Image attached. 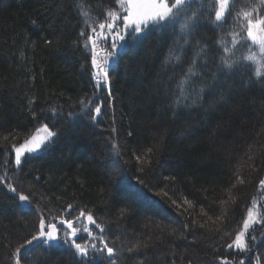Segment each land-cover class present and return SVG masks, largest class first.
<instances>
[{
  "label": "trees",
  "instance_id": "1",
  "mask_svg": "<svg viewBox=\"0 0 264 264\" xmlns=\"http://www.w3.org/2000/svg\"><path fill=\"white\" fill-rule=\"evenodd\" d=\"M253 3L237 0L233 14ZM211 5L191 0L175 22L120 41L109 96L95 87L80 32H90L85 20L118 9L114 0H0V176L31 201L0 185V264H13L40 215L74 219L80 210L116 253L93 254L90 264H239L227 245L252 199L264 196V78L250 63L223 68L217 41L230 42L239 27H214ZM194 58L197 75L181 96L177 84ZM43 124L56 136L15 166L13 145ZM250 232L244 264H264V224ZM28 252L23 264H77L62 241Z\"/></svg>",
  "mask_w": 264,
  "mask_h": 264
},
{
  "label": "snow or ice",
  "instance_id": "2",
  "mask_svg": "<svg viewBox=\"0 0 264 264\" xmlns=\"http://www.w3.org/2000/svg\"><path fill=\"white\" fill-rule=\"evenodd\" d=\"M236 2L237 0H212L213 26L222 27L224 24H232L233 27L237 25L239 27L238 31L234 30L228 33L231 36L230 42L223 38L217 41L223 49V54L220 56L221 64L223 68L232 69L242 62L250 63L255 66L254 76L258 79L264 78V11L261 10L264 8V0H258V3H253L249 8L233 14V5ZM190 3L191 0H114V5L119 6L118 9L114 6L112 9L107 10L104 19L94 21L92 24L85 20L84 23L90 29V32L86 34L82 29L80 35L82 37L86 36L85 49L87 50L89 45L91 46L90 61L93 70L91 76L92 80L95 81V87L100 90L107 86L108 95L111 96L109 64L111 58L115 55L116 48L120 46V41H125L126 37L136 40L142 34L146 35L151 29L175 22L185 8L190 6ZM82 15L88 16V12L84 11ZM188 19H196L195 14ZM186 27L187 24L182 25V30ZM48 43H51V41ZM229 43L230 46H228ZM239 49H245L246 51L241 52L237 57ZM170 59L180 62L181 57L176 50L170 49ZM194 66L195 58L177 84L181 96H184L185 84L190 82L192 76L197 75ZM200 91L203 92V88ZM32 102L30 101V103ZM79 103L87 107L92 102L80 100ZM101 107V105H97L92 109L95 113V116L92 117L93 120L101 115ZM113 131H115L114 128ZM54 136H56V132L51 130L47 124H43L22 144L19 146L13 145L15 166L19 167L21 165V158L26 153L31 155L38 152ZM113 147L117 146L113 144ZM6 177L7 173L0 176V185H5L10 192L18 197L19 202L22 204L31 205L27 195L18 192L11 183H6ZM240 182L243 183V180ZM258 191H264V179L259 181ZM257 208H259V205L254 197L251 206L247 209L242 230L238 232L234 241L227 245L228 249L235 248L240 252L248 250L247 241L245 240L246 234L251 235L250 229L254 223L264 224V220L258 219L260 213L254 214V209ZM68 209L71 210L72 205H68ZM81 218H85L87 224L83 227H76V223ZM88 225H95L100 233L104 232V228L97 223L93 215L90 212L85 213L83 210H80L79 215L74 219H65L61 216L46 220L43 215H40L36 231L30 238L25 239L15 248L10 258L13 264H23L29 254L30 246L40 242L49 245L56 243L61 240L59 235L61 232H63L62 242L74 250L73 255L77 258V264H90L92 260L96 259V255L93 254H106L109 258L114 257L116 254L115 249L107 243L102 235H94ZM251 238L255 239L254 236ZM94 241H99L102 247ZM109 264H116V262L114 259H110ZM223 264H228L227 259L223 261ZM239 264H244L243 260Z\"/></svg>",
  "mask_w": 264,
  "mask_h": 264
},
{
  "label": "rangeland",
  "instance_id": "3",
  "mask_svg": "<svg viewBox=\"0 0 264 264\" xmlns=\"http://www.w3.org/2000/svg\"><path fill=\"white\" fill-rule=\"evenodd\" d=\"M111 42V41H110ZM116 50H118V47L116 48ZM115 50V53L117 52ZM114 60V57H112L111 58V60H110V64H111V62ZM109 64V65H110ZM52 140V139H51ZM50 142V141H49ZM49 142H47L45 145H43L42 147H41V149L40 150H42L47 144H49ZM39 150V151H40ZM38 151V152H39ZM37 153V152H36ZM27 155V153L24 155V156H26ZM23 156V157H24ZM22 157V158H23ZM21 158V159H22ZM261 201L259 202V208H257V209H254V214H256V213H260V215L258 216V219H260V220H264V196L260 199ZM87 224V221H86V219L85 218H81V220L80 221H78L77 223H76V227H83L84 225H86ZM259 225H263V224H261V223H254L253 224V226H252V228L251 229H254L255 227H258L259 228ZM89 227H91V225H88ZM261 228V227H260ZM250 229V230H251ZM251 233V232H250ZM94 234V233H93ZM60 236H61V240L60 241H62V239H63V232H61L60 234H59ZM95 235V234H94ZM248 238V239H247ZM245 240L247 241V248H248V250L247 251H244V252H240V251H238V250H236L235 248H233L232 250L234 251V253L235 254H239V256H240V260H243V262L244 263H246L248 260V254H247V252H249L251 249L253 250V248H250V246H251V242L253 241V239L252 238H250V236L248 235V234H246V236H245ZM95 243H97L98 244V246H101L102 247V245L100 244V242L99 241H94ZM250 245V246H249ZM246 252V253H245ZM246 254V256L242 259V257H243V255H245ZM97 255V254H96ZM98 255H101V254H98ZM106 255V254H105Z\"/></svg>",
  "mask_w": 264,
  "mask_h": 264
}]
</instances>
